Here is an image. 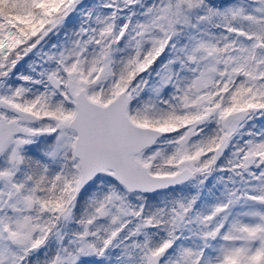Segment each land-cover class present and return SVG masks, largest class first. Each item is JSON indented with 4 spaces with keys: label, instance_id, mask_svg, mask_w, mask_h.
Listing matches in <instances>:
<instances>
[{
    "label": "snow or ice",
    "instance_id": "snow-or-ice-1",
    "mask_svg": "<svg viewBox=\"0 0 264 264\" xmlns=\"http://www.w3.org/2000/svg\"><path fill=\"white\" fill-rule=\"evenodd\" d=\"M0 264H264V0H0Z\"/></svg>",
    "mask_w": 264,
    "mask_h": 264
}]
</instances>
